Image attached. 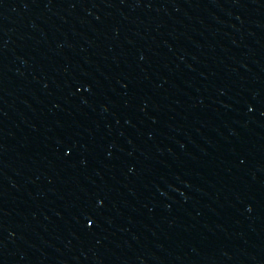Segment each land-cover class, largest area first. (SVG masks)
<instances>
[{
	"label": "water",
	"instance_id": "1",
	"mask_svg": "<svg viewBox=\"0 0 264 264\" xmlns=\"http://www.w3.org/2000/svg\"><path fill=\"white\" fill-rule=\"evenodd\" d=\"M0 264H264V0H0Z\"/></svg>",
	"mask_w": 264,
	"mask_h": 264
}]
</instances>
